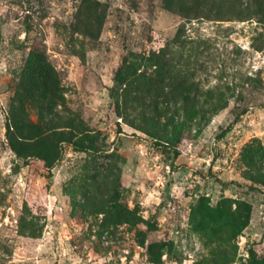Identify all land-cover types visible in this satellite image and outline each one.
Listing matches in <instances>:
<instances>
[{"label": "rangeland", "instance_id": "1", "mask_svg": "<svg viewBox=\"0 0 264 264\" xmlns=\"http://www.w3.org/2000/svg\"><path fill=\"white\" fill-rule=\"evenodd\" d=\"M96 1L106 7L99 37L75 52L64 27L82 0H0V264H194L209 257L204 233L225 227L237 206L243 218L247 205L232 264L264 259V185L246 177L264 173V23L255 16L188 21L162 0ZM166 42L171 62L180 54L200 88L225 104L206 124L189 121L176 140L169 126L155 132L137 112L114 107L125 99L116 76L123 62L138 59L139 72L141 56ZM34 46L60 73L63 104L55 109L97 146L82 152L61 144L50 168L35 156L18 157L6 137ZM251 77L262 83L252 87ZM28 101L26 116L36 122ZM109 165L120 174L121 202L137 218L110 233L99 226L102 214L72 207V196L80 200L81 186ZM160 241L152 261L148 247Z\"/></svg>", "mask_w": 264, "mask_h": 264}, {"label": "trees", "instance_id": "2", "mask_svg": "<svg viewBox=\"0 0 264 264\" xmlns=\"http://www.w3.org/2000/svg\"><path fill=\"white\" fill-rule=\"evenodd\" d=\"M162 5L188 21L202 18L244 20L255 16L259 22L264 23V0H162ZM105 9L99 1L82 0L74 20L64 27L72 50L80 52L85 39L97 40L105 19ZM174 41L177 47L185 46L177 37ZM167 44L158 51L142 55L145 68L139 72L137 70L142 63L137 62L138 59L123 62L116 76L117 82L125 85V99L120 103L114 100V107L118 114L137 112L142 126L153 128L155 132H162L169 126L176 140L189 121L206 124L211 115L225 104L211 90L203 91L200 88L199 83L192 79L195 67L191 69L189 61L182 60L180 54L175 62H171L175 54L172 52L170 55ZM249 79L252 87L262 83L257 77ZM61 90L59 71L42 48L32 47L21 69L15 96L11 100L10 119L6 125V137L18 157L35 156L50 168L59 154L61 144H69L74 150L82 152L97 150L93 136L84 131L80 123L68 117L66 119L55 109L57 105L63 104ZM27 101L37 111L36 122L26 116ZM246 177L264 185V173L260 170L255 174L248 173ZM121 194L119 171L109 165L100 174L92 176L90 183L81 186L80 200L72 196V207H79L85 216L102 214L99 226L102 231L110 233L121 224L133 225L137 222L134 210L121 202ZM240 211V206H237V214H230L232 221L229 222L228 217L224 218L225 227L217 228L212 235L204 233L209 257L194 264L234 262L237 247L232 244V240L247 224L250 207L247 205L243 218L240 217ZM139 234L142 233L139 231ZM163 245L161 241L149 245L148 256L152 261L160 255L161 252L157 253V250ZM93 247L99 251L95 245ZM253 260L251 264H264V259L254 257Z\"/></svg>", "mask_w": 264, "mask_h": 264}]
</instances>
